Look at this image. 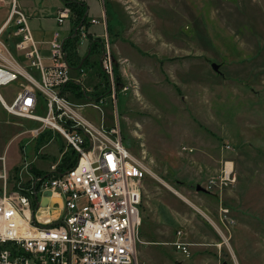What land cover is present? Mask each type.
Listing matches in <instances>:
<instances>
[{
    "label": "rangeland",
    "instance_id": "rangeland-1",
    "mask_svg": "<svg viewBox=\"0 0 264 264\" xmlns=\"http://www.w3.org/2000/svg\"><path fill=\"white\" fill-rule=\"evenodd\" d=\"M84 1V30L105 37L104 25L89 23L101 21L104 13L112 52L128 83V91H117L116 116L107 96L101 110L82 112L95 123L102 115L106 126L117 122L124 146L144 164L138 264H264V0ZM27 2L21 1L22 9L48 63L45 40L55 30L60 40L67 37L70 22L43 19L53 18L61 0H38V10ZM78 42L84 55L87 39ZM115 43L128 49L129 66ZM83 70L70 74L84 87L104 81L97 75L98 56L92 54ZM22 83L0 87L6 102ZM37 112L45 114L44 107ZM39 126L9 114L0 101V155H6L12 192L51 172L53 164L58 169L71 148L52 130L33 138L28 130ZM225 161L233 163L230 180L208 189L210 180L223 176ZM28 162V172L18 176ZM197 184L207 191H197ZM221 208L233 221L224 219L227 244L215 229H223ZM176 210H185L187 221L182 223ZM178 228L186 229V241L194 244L189 257L170 243Z\"/></svg>",
    "mask_w": 264,
    "mask_h": 264
},
{
    "label": "built area",
    "instance_id": "built-area-1",
    "mask_svg": "<svg viewBox=\"0 0 264 264\" xmlns=\"http://www.w3.org/2000/svg\"><path fill=\"white\" fill-rule=\"evenodd\" d=\"M0 1L10 10L0 28V87L23 80L22 89L11 103L0 93L2 106L11 115L40 123L28 130L33 138L52 130L78 154L71 168L58 173L53 164L51 172L36 175L13 192L8 187L6 155H0V264H138L136 245L141 225L144 164L124 146L117 122L106 126L102 115L95 123L82 112L87 107L101 110L100 103L107 96L116 116L117 91H128L123 76L120 74V83L116 79L118 62L111 49L104 13L101 21L90 19L91 24L105 28V37L96 34L102 38L98 76L104 78L98 86L99 97L74 102L68 96L70 91L65 90L67 83L75 82L84 94L91 89L70 74L73 69L63 47L65 38L60 40V33L53 31V38L47 42L50 61L45 63L20 0ZM71 16L70 6L61 2L53 19L57 25H64L71 21ZM84 29L83 23L75 28L70 23L69 36L73 32L78 39H88ZM10 40L21 58L11 48ZM79 47L77 41V53ZM75 70L84 74L83 67ZM39 107H44L45 114L37 112ZM232 164L224 162L223 176L210 180L208 189L230 180ZM29 167L31 163H22L18 176L22 177ZM46 191H51V195H46ZM46 197L48 203L43 205ZM227 214L226 208L220 209L223 229L213 223L225 244L229 228L224 219L228 224L233 222ZM175 234L171 245L189 257L190 246L194 244L184 239L183 229L178 228Z\"/></svg>",
    "mask_w": 264,
    "mask_h": 264
},
{
    "label": "trees",
    "instance_id": "trees-1",
    "mask_svg": "<svg viewBox=\"0 0 264 264\" xmlns=\"http://www.w3.org/2000/svg\"><path fill=\"white\" fill-rule=\"evenodd\" d=\"M61 2L70 6L72 10L70 23L73 28H75L81 21L84 27L88 25L86 17L83 19V15L87 9V3L84 0H61ZM86 33L88 39H87V48L84 55H79V53L76 52V44L78 41V36L73 35V32H71V35L65 38L63 41V47L67 52L66 56H67L68 64L73 70H75V67H77V65L81 62L82 58L86 55L88 50H89V55L84 59L81 67H83L85 64L90 62V57L92 54L96 56L99 55L102 38L100 36H96V34H98L96 32H89V30H86ZM10 44H11V48L14 50V52H16L14 41H11ZM99 74H100V70L97 72V75ZM115 75L117 82L120 83L121 76H120L119 67L117 65L115 68ZM65 90L70 91V94L68 96L70 99L75 100V102H85L87 101L88 98L96 99L99 97L100 94L97 85L93 89H91L92 91L84 94L81 87L73 81L66 84ZM104 93H106V90H104ZM77 158H78V154L72 148H70L69 151H66L65 155L62 156L61 158L62 159L61 162L58 165L59 166V168L57 169L58 173L71 168L76 163Z\"/></svg>",
    "mask_w": 264,
    "mask_h": 264
},
{
    "label": "crops",
    "instance_id": "crops-1",
    "mask_svg": "<svg viewBox=\"0 0 264 264\" xmlns=\"http://www.w3.org/2000/svg\"><path fill=\"white\" fill-rule=\"evenodd\" d=\"M22 1V0H21ZM21 1H20V6H21V8L23 7L22 5H21ZM42 1V0H41ZM38 2V0H29V2H27V4H25V6H27V7H35V9H40V4L42 3H39V4H37L36 6H35V3H37ZM29 3H30V5H29ZM61 4L59 3L58 5H56V6H54L53 7V9H54V12H55V9L58 7V6H60ZM9 12H10V10H9V7H7V6H5L1 1H0V28H1V26L6 22V20L8 19V15H9ZM29 15V14H28ZM32 19V18H31ZM44 20H53V18H52V16L51 15H46V16H44V18H43ZM54 21V20H53ZM69 36V35H68ZM67 36V37H68ZM66 38V37H65ZM64 39V38H63ZM51 39H49V40H45V41H50ZM116 44V43H115ZM119 45H117L116 44V48L117 49H120V50H122V53L123 54H121V56H122V58H120V59H124V61L126 62V64L128 65V61H127V59L129 58L130 59V57L127 55V50L128 49H125V50H123V48H122V46H119ZM131 60V62H133L132 61V59H130ZM118 64H119V62H118ZM129 66V65H128ZM123 67H126V66H123ZM219 69V68H218ZM191 203V202H190ZM179 211H180V213H179ZM184 211L185 210H176V212H177V214H179V216H180V218H181V222L183 223V222H185V221H187L186 219H185V216H184ZM215 214H216V212H214ZM183 230H184V233H186L185 232V230L186 229H184V228H182ZM184 239L186 240V234L184 235ZM200 263H202L201 261H200ZM215 264H217L216 262H214Z\"/></svg>",
    "mask_w": 264,
    "mask_h": 264
},
{
    "label": "water",
    "instance_id": "water-1",
    "mask_svg": "<svg viewBox=\"0 0 264 264\" xmlns=\"http://www.w3.org/2000/svg\"><path fill=\"white\" fill-rule=\"evenodd\" d=\"M86 15H87V10H86V12H85L84 15H83V19L86 17ZM81 24H82V21L79 23V26H80ZM88 55H89V51H88L87 54L82 58L81 62L77 65L76 68H79V67L82 66V63H83L84 59H85ZM211 66H212V68H213L215 71H218V64H216V63H212ZM195 189H196L197 191H202V192H206V191H207V190H206L204 187H202L200 184H197L196 187H195ZM45 194H46V195H51V191H46ZM48 200H49V199H48L47 197L44 198V200H43V205H46V204L48 203Z\"/></svg>",
    "mask_w": 264,
    "mask_h": 264
},
{
    "label": "bare ground",
    "instance_id": "bare-ground-1",
    "mask_svg": "<svg viewBox=\"0 0 264 264\" xmlns=\"http://www.w3.org/2000/svg\"><path fill=\"white\" fill-rule=\"evenodd\" d=\"M230 165H231V164H230V163H228V165H227V166H228V168H230V167H231Z\"/></svg>",
    "mask_w": 264,
    "mask_h": 264
},
{
    "label": "flooded vegetation",
    "instance_id": "flooded-vegetation-1",
    "mask_svg": "<svg viewBox=\"0 0 264 264\" xmlns=\"http://www.w3.org/2000/svg\"><path fill=\"white\" fill-rule=\"evenodd\" d=\"M89 51V50H88ZM87 54V53H86Z\"/></svg>",
    "mask_w": 264,
    "mask_h": 264
}]
</instances>
